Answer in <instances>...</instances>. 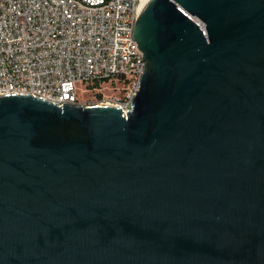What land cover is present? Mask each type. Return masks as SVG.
I'll use <instances>...</instances> for the list:
<instances>
[{"label":"water","instance_id":"obj_1","mask_svg":"<svg viewBox=\"0 0 264 264\" xmlns=\"http://www.w3.org/2000/svg\"><path fill=\"white\" fill-rule=\"evenodd\" d=\"M126 113L0 96V264H264V0H148Z\"/></svg>","mask_w":264,"mask_h":264},{"label":"built area","instance_id":"obj_2","mask_svg":"<svg viewBox=\"0 0 264 264\" xmlns=\"http://www.w3.org/2000/svg\"><path fill=\"white\" fill-rule=\"evenodd\" d=\"M147 1L0 0V96L113 105L126 113L146 66L134 27ZM81 84L89 93L118 89L123 97L84 105Z\"/></svg>","mask_w":264,"mask_h":264},{"label":"rangeland","instance_id":"obj_3","mask_svg":"<svg viewBox=\"0 0 264 264\" xmlns=\"http://www.w3.org/2000/svg\"><path fill=\"white\" fill-rule=\"evenodd\" d=\"M89 85H79L78 86V94L80 98V102L84 105H92L101 102L103 99H118L123 97V92L120 93L118 89H106L103 94L89 93L88 91ZM110 88V87H108Z\"/></svg>","mask_w":264,"mask_h":264},{"label":"trees","instance_id":"obj_4","mask_svg":"<svg viewBox=\"0 0 264 264\" xmlns=\"http://www.w3.org/2000/svg\"><path fill=\"white\" fill-rule=\"evenodd\" d=\"M100 95V94H99Z\"/></svg>","mask_w":264,"mask_h":264}]
</instances>
